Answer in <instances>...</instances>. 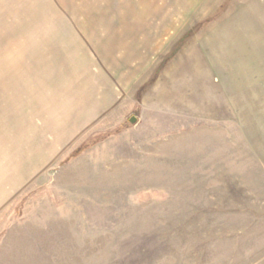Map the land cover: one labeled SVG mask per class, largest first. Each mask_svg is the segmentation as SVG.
Listing matches in <instances>:
<instances>
[{
	"label": "rangeland",
	"instance_id": "rangeland-1",
	"mask_svg": "<svg viewBox=\"0 0 264 264\" xmlns=\"http://www.w3.org/2000/svg\"><path fill=\"white\" fill-rule=\"evenodd\" d=\"M1 188L0 264H264V0H0Z\"/></svg>",
	"mask_w": 264,
	"mask_h": 264
},
{
	"label": "crops",
	"instance_id": "crops-1",
	"mask_svg": "<svg viewBox=\"0 0 264 264\" xmlns=\"http://www.w3.org/2000/svg\"><path fill=\"white\" fill-rule=\"evenodd\" d=\"M2 190V191H1ZM1 192H0V199H1V196H2V194H3V188H1Z\"/></svg>",
	"mask_w": 264,
	"mask_h": 264
},
{
	"label": "water",
	"instance_id": "water-1",
	"mask_svg": "<svg viewBox=\"0 0 264 264\" xmlns=\"http://www.w3.org/2000/svg\"><path fill=\"white\" fill-rule=\"evenodd\" d=\"M131 122H132V123H135V122H136V119H135V118H132V119H131Z\"/></svg>",
	"mask_w": 264,
	"mask_h": 264
}]
</instances>
